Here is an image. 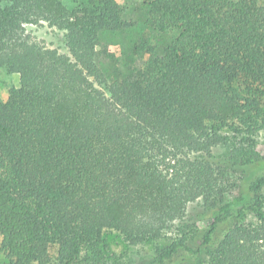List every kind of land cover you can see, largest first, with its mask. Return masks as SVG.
<instances>
[{
  "label": "trees",
  "instance_id": "trees-1",
  "mask_svg": "<svg viewBox=\"0 0 264 264\" xmlns=\"http://www.w3.org/2000/svg\"><path fill=\"white\" fill-rule=\"evenodd\" d=\"M145 2V26L178 36L123 73L96 59L102 34L133 27L117 0H0V67L20 79L0 98L10 264H103L106 232L160 239L199 200L210 221L198 246L188 225L155 264H264V157L251 139L264 123V0ZM42 23L65 33L70 55L25 30Z\"/></svg>",
  "mask_w": 264,
  "mask_h": 264
},
{
  "label": "rangeland",
  "instance_id": "rangeland-1",
  "mask_svg": "<svg viewBox=\"0 0 264 264\" xmlns=\"http://www.w3.org/2000/svg\"><path fill=\"white\" fill-rule=\"evenodd\" d=\"M70 10H80L85 8L90 0H60ZM124 11L123 20L133 25L128 30H121L117 33L102 34L96 46V59L100 67L112 70L118 67L123 73L127 71L128 65L142 67L151 59L148 52L154 48L160 55L163 50L174 42L178 36L177 31L171 30L167 33H158L145 26L146 21V2L145 0H117ZM26 32L37 42L48 48L56 49L62 54L70 55L66 45L65 33L47 23L38 25H25ZM141 48L138 54L136 49ZM142 47H144L142 49ZM20 86L19 76L11 74L6 68L0 67V98L6 101L10 96V91ZM105 90V89H104ZM264 90V89H263ZM107 93V90H105ZM108 94V93H107ZM261 104L264 108V95L261 98ZM237 125V124H236ZM231 125L229 129L224 130V135L231 140L236 135L238 126ZM259 128L251 137L254 147L264 157V123L254 127ZM227 146L223 143L218 147L215 153L224 154ZM236 177H230L227 188V195H236L237 189ZM229 197V196H226ZM202 200L191 204L187 210L184 226L176 225L168 230L160 239L146 240L142 243L132 244L121 234L115 231L106 232L104 238L108 245L109 259L103 264H155L159 252L168 247L174 241L183 238L188 230V225H194L198 230L193 246L197 247L201 241V235L210 220H207V214H204ZM253 219L249 220V223ZM188 234H190L188 232ZM191 235V234H190ZM0 264H10L5 251L2 249V239L0 237ZM75 264H86L84 260H79ZM172 264H186L183 257H178Z\"/></svg>",
  "mask_w": 264,
  "mask_h": 264
}]
</instances>
